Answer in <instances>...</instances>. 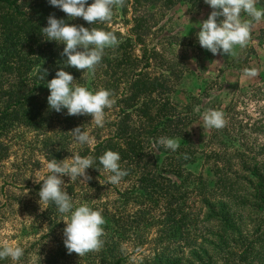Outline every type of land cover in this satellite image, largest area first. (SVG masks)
<instances>
[{"label": "trees", "instance_id": "trees-1", "mask_svg": "<svg viewBox=\"0 0 264 264\" xmlns=\"http://www.w3.org/2000/svg\"><path fill=\"white\" fill-rule=\"evenodd\" d=\"M152 1L170 8L191 0ZM50 15L69 25H85L68 19L48 0H0V138L14 126H44L51 110L46 83L57 70L69 72L77 84L84 82L79 70L63 65L64 45L42 38L41 28L47 26ZM132 46L130 38L118 42L105 50L97 65L100 70L106 67L103 80L107 90L118 82L114 68L125 67L123 90L116 97L120 119L111 136L81 156L96 158L88 169L100 172L105 170L99 157L107 150L118 152L121 168L128 171L121 182L131 185L119 194L112 211L105 207L100 211L105 219L104 243L99 251L84 255L87 263L132 264L122 254L123 243L132 234L156 229L158 245L141 264H264V164L240 178L245 182L243 188L226 177V162L216 153L205 158L198 173L189 171V166L197 164L198 153L185 131L196 119L190 111L180 112L171 101L174 90L168 79L136 72ZM41 69L47 73L44 80L38 78ZM161 137L176 139L179 149H165L158 143ZM2 149L0 144V159ZM72 190L68 189L69 195ZM128 206L135 210L127 213ZM46 213L60 214L51 203Z\"/></svg>", "mask_w": 264, "mask_h": 264}, {"label": "rangeland", "instance_id": "rangeland-1", "mask_svg": "<svg viewBox=\"0 0 264 264\" xmlns=\"http://www.w3.org/2000/svg\"><path fill=\"white\" fill-rule=\"evenodd\" d=\"M263 2L260 0L257 7H264ZM211 11L204 0L181 1L170 8L152 0L138 3L124 0L123 6L114 8L112 19L97 23L96 28L113 32L118 42L130 38L136 72L168 79L174 90L169 95L171 101L180 112L190 111L196 119L185 131L198 153L197 164L188 170L198 173L205 158L216 153L226 162V177L236 183L235 187L243 188L245 182L240 178L246 177L254 166L260 168L264 164V21L253 23L246 47L237 46L234 55H213L197 39L198 25ZM75 19L91 28L81 17ZM222 19L218 17L217 21ZM123 68L115 67L116 74L110 71L118 82L115 81L114 89H108L115 104L105 109L103 127L95 126L90 115H67L66 109L60 113L50 110L41 129L14 126L1 136L4 156L0 159V248L18 245L24 249V255L19 261L5 258L0 264H88L86 257L67 251L63 243L66 224L62 220L68 214L48 216V204L39 201L40 180L48 174L47 161L54 158L61 163L70 162L74 154L92 151L96 144L112 135L120 119L116 97L123 90ZM104 69L103 65L102 70L96 66L94 72L79 70L84 82L78 85L93 92L105 89ZM246 70H254L256 75L247 76ZM209 110L223 113L224 127L204 125L203 116ZM76 127L89 133L90 144L82 146L74 140L71 131ZM89 170L86 173L91 180L85 184L62 177L64 190L69 194L68 189L73 188L70 197L74 207L89 203L98 206L99 211L103 207L112 211L119 194L131 183L113 185L108 182L109 173ZM126 210L131 213L135 208L128 206ZM156 240V229L132 234L121 246L122 254L132 264H141L153 254L158 245Z\"/></svg>", "mask_w": 264, "mask_h": 264}, {"label": "clouds", "instance_id": "clouds-1", "mask_svg": "<svg viewBox=\"0 0 264 264\" xmlns=\"http://www.w3.org/2000/svg\"><path fill=\"white\" fill-rule=\"evenodd\" d=\"M260 0H204L212 11L207 19L201 22L197 39L199 45L213 55H234V49L247 46L251 36L253 23L264 21V7H257ZM51 6L63 11L68 19L81 17L88 24L107 23L113 17L114 8L124 5V0H48ZM248 19H243L241 14ZM218 17H223L219 22ZM42 38L63 44V65L77 70L94 72L95 67L102 61L107 48L118 46L117 36L110 31L97 28L69 25L64 19H57L50 15L47 26L41 28ZM38 78L44 80L46 70L41 69ZM245 75L255 76L254 70H246ZM49 89L47 104L49 109L57 113L66 109L67 115H90L95 126L105 124V109L115 104L112 93L107 89L89 91L79 86L73 76L63 70H57L55 77L47 81ZM204 125L208 128L220 129L225 120L222 112L209 110L204 116ZM74 140L80 145L92 142L89 133L80 127L72 131ZM158 143L165 149L176 152L180 145L174 138L161 137ZM187 158V157H185ZM120 154L107 150L99 157V164L109 173L108 182L119 184L128 175L126 169L120 165ZM96 158L81 156L78 153L70 157V162H58L56 159L47 161L48 174L44 176L39 190V201L54 204L57 211L68 214L63 230V243L69 253H76L80 257L91 251H99L103 245L101 237L104 235L105 219L99 210H93L87 204L74 207L72 198L64 190L62 177L67 176L72 181L84 183L91 180L86 170L93 167ZM82 178V179H81ZM39 181V182H40ZM24 255V249L18 245H5L0 248V260L10 258L19 261Z\"/></svg>", "mask_w": 264, "mask_h": 264}]
</instances>
